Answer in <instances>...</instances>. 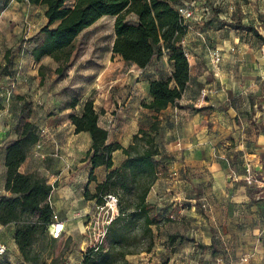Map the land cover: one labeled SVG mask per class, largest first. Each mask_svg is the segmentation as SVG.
Here are the masks:
<instances>
[{
  "label": "crops",
  "instance_id": "1",
  "mask_svg": "<svg viewBox=\"0 0 264 264\" xmlns=\"http://www.w3.org/2000/svg\"><path fill=\"white\" fill-rule=\"evenodd\" d=\"M202 24L199 23L200 26H196V29L191 28L190 24L183 37L186 41L185 48L192 51V60L191 57L189 60L192 67L191 79L182 98L178 100L185 102L186 106L178 108L176 103L170 104L160 112L146 109L151 115L152 122L157 116L161 125L157 141L162 153L156 155L154 159L164 158L163 160L168 161V164H165L164 174L159 167L153 190L155 193L157 190L160 191L159 182L163 179L173 181L176 186V181L190 175L197 181H205L206 184L203 186L211 184L205 199L209 193L219 191V194L225 195L233 205H224L222 201L216 204L207 203L205 204L207 214L209 213L207 217L200 215L193 204L178 208L175 203L170 211L171 218L174 219L173 224L166 226L165 229L162 226L158 229L159 232H164L163 239L173 235L183 239V243L174 253L173 264H179V261L184 264H264V223L249 230H240L238 227L228 229L231 218L227 214L235 213L240 209V204L247 203L248 197L245 186L241 184L235 186L234 181L225 182L233 167L236 168L241 163L244 166L246 163L248 165L252 163L254 167L259 168L258 163L264 160V112L254 113L252 120L247 124L248 128L252 126L258 128L253 138L247 137L244 122L241 126L234 123L241 114L240 109L232 104V100L238 91H248L246 85L242 86L239 73L245 62L240 63L237 60L243 51L231 41L220 38V36L225 37L224 29H218L219 25L215 20L207 26ZM211 38H217V42L213 43ZM232 47L235 48L234 51L231 50ZM215 50L222 54V60L218 65L212 62ZM117 58L122 57L117 55ZM159 58L162 59L161 61L165 59L170 65L171 74L172 66L166 51L164 56ZM154 60L155 57L145 68L132 65V71L135 72L134 79L130 81L131 84H127L129 86L126 87V92L130 90L133 95L135 93L137 95L135 90L142 85L141 83L148 90L151 80L163 76V72L154 65ZM35 61L38 62L36 59ZM250 65L256 67L258 64L251 62ZM261 84L260 81L259 85ZM250 85H254L252 88L254 92L259 89L256 80H251ZM90 89L93 93L94 84ZM262 92L264 94V87ZM90 94L85 97L73 95L74 98L70 97L68 100L65 98L62 103L68 104L67 109L59 114L55 113L50 120L47 118V121L40 120L36 123L41 129L40 140L31 147L27 159L19 169L23 173H37L54 186L49 202L54 212L65 222V232L61 238L54 241L61 240L67 244L69 252L66 264H83L84 251L95 246L102 235L96 230L99 225H96L93 215L96 199L85 198V188L90 189L93 182H96L89 183L92 165L87 158V152L92 145V137L87 131L76 133L75 125L70 120L72 113L79 114L82 111L83 102L91 96ZM75 98L79 103L72 107L71 101ZM132 98L134 96H131L129 101ZM105 103L108 104L96 100L95 106L99 104L100 108L105 109ZM112 117L110 112H105L103 115L100 113L99 116V125L109 131L107 140L109 144L120 143L127 148L133 142L134 135L140 129H145L141 125L142 120L139 119L138 111H132L130 119L119 125L113 123ZM2 122L0 198L10 195L5 190L7 179L5 154L7 146L18 138L17 131L11 134V123L5 120ZM53 155L59 156V159L54 157V160ZM127 158L123 149L116 150L113 153L114 168L120 167ZM99 171L103 172L102 178L98 176ZM107 173L105 166L95 169L97 183L94 187L105 180ZM173 192L176 196L179 191ZM148 197L150 199V193ZM162 213L163 210L159 209V214ZM113 217L114 214L109 221ZM254 217L257 219L256 216ZM15 231V223L0 224V243L7 246V251L0 254V264L25 263V257L15 241ZM154 232L157 233L155 228ZM46 234L50 236L49 231ZM221 245L224 249L220 253L217 248ZM135 256L136 254L128 255L127 258L132 261Z\"/></svg>",
  "mask_w": 264,
  "mask_h": 264
},
{
  "label": "rangeland",
  "instance_id": "2",
  "mask_svg": "<svg viewBox=\"0 0 264 264\" xmlns=\"http://www.w3.org/2000/svg\"><path fill=\"white\" fill-rule=\"evenodd\" d=\"M215 1H209L212 14L205 20L199 19L200 14L197 13V18L190 23L191 28L196 29V26H200L199 23L207 26L215 20L219 25L218 29H224L225 37L220 36V38L231 41L243 51L237 60L240 63L245 62L239 73L242 86L246 85L245 88L248 91H238L232 100V104L240 109L241 114L240 118L237 116L234 123L241 126L244 122L247 137L253 138L258 128L253 126L248 128L247 124L252 120L254 113L259 111L263 114L264 112L262 92L264 87V0H220V4H215ZM68 4L72 5V2ZM45 8V6L31 5L26 0H0V125L3 120L11 123L12 134L17 131L23 117L34 123L47 118L50 120L55 113L59 114L67 109L68 104L62 103L65 98L67 100L70 97L74 98L73 95L85 97L91 93L90 97H93L95 101L99 100L101 103L105 101L109 104L105 103V109L100 108L99 104L96 107L102 115L110 112L114 119L113 123L116 125L130 119L132 111H138L142 127L149 129L152 118L147 113L149 112L146 111L147 108L143 106V102H149L151 99L149 91L141 83L142 85L135 90L137 95L136 93L133 95L130 90L126 92L125 89L129 86L127 84H131L130 81L134 79L135 72L132 71V65L127 64L122 58H117L112 50L115 40V16H104L80 33L74 45L66 50L65 53L70 55L66 61L44 56L36 62L32 49L40 45L44 39L41 29L48 22ZM127 20L135 23L137 16L130 13L127 15ZM216 40L217 38H211L213 43H216ZM111 52L112 58H110ZM188 52L191 54L192 51L188 49ZM158 54L157 51L154 65L166 77L170 74V65L165 59L161 61ZM251 62L258 65L253 67L250 65ZM59 67L61 70H58ZM251 80H256L259 86L255 92L252 89L254 85H250ZM260 81L261 85H259ZM93 84L95 90L92 93L90 88ZM131 96L134 98L129 101ZM176 104L178 108L186 106L183 101H177ZM54 157L59 159V156L53 155ZM33 158L36 160V157L33 156ZM163 159L154 160L160 165L164 174L165 164H168V161ZM258 165L262 170H258L252 163L249 165L246 163L245 166L241 163L238 167H233L228 179L225 180V182L234 181L235 186L239 184L245 186L248 197L247 203L240 204V209H237L235 213L227 214L231 218V221L228 219L230 221L228 229L238 227L240 230H249L264 223V160H261ZM250 174L254 177L252 183L247 181ZM98 176L102 178L103 172L99 171ZM95 183L97 181L93 182L90 188L92 193L96 192ZM174 184L173 181L163 179L159 182L160 191L157 190V193L152 187L148 200L156 204L158 209L163 210V213L159 214L161 223L159 226H154L157 230V233L154 232L156 241L151 252L137 253L130 264L131 262L133 264H173L174 253L183 243V239L176 238L172 241L171 238L163 239L165 234L159 232L158 227L162 226L165 229L166 226L173 224L174 219L171 218L170 211L175 203L178 208L193 204L196 206V211L201 213L200 215L207 217L209 214L205 209L207 203L216 204L222 201L224 205H233L225 195L219 194V191L209 193L205 199L211 184L203 186L206 184L205 181H197L190 175L176 181V186ZM174 190L179 191L178 195L174 196ZM112 193L118 197L119 204L120 193ZM113 214V218L119 214V205L112 210L105 202L99 205L96 201L93 215L96 225H99L96 230L102 235L93 247L108 245L106 232L111 222L109 218ZM90 248L92 247L84 251V255ZM223 249V245L217 248L220 253ZM34 252L39 255V264H66L69 249L63 241L55 242L45 232H40L34 245ZM179 264L184 262L179 261Z\"/></svg>",
  "mask_w": 264,
  "mask_h": 264
},
{
  "label": "trees",
  "instance_id": "3",
  "mask_svg": "<svg viewBox=\"0 0 264 264\" xmlns=\"http://www.w3.org/2000/svg\"><path fill=\"white\" fill-rule=\"evenodd\" d=\"M181 1L27 0L31 5L45 6L48 20L41 29L44 39L32 53L37 61L45 55L66 61L70 56L66 50L74 45L83 30L104 16H115L112 50L127 64L145 68L157 51L158 56L165 51L168 54L171 74L151 80L148 86L151 99L143 102L144 107L160 112L182 98L191 79L192 67L180 43L188 31L176 9ZM130 13L137 16L135 23L127 20ZM78 103L75 98L71 106ZM99 116L93 97L83 102L79 114L70 115L76 133L87 131L92 137V145L87 152L92 165L89 183L97 181V167L105 166L108 170L105 180L97 184L95 193L86 187L85 198L96 199L102 205L105 196L118 192L121 199L119 214L111 220L106 232L108 245L90 248L84 255L83 264H130L128 255L152 251L154 226L161 223L157 205L148 200L159 173V164L154 157L162 153L157 141L161 125L156 116L149 129H140L133 142L125 148L120 143L107 142L109 131L99 125ZM17 134L18 138L6 148L5 190L10 195L0 198V224L15 223V241L25 257V263L21 264H39L34 245L38 234L49 231L53 221L54 210L49 197L54 186L37 173L19 170L31 147L40 140V127L23 117ZM118 149H123L128 158L120 167L114 168L113 153ZM176 237L171 236V241Z\"/></svg>",
  "mask_w": 264,
  "mask_h": 264
},
{
  "label": "built area",
  "instance_id": "4",
  "mask_svg": "<svg viewBox=\"0 0 264 264\" xmlns=\"http://www.w3.org/2000/svg\"><path fill=\"white\" fill-rule=\"evenodd\" d=\"M210 0H182L179 4L176 5V9L179 13L180 21L183 25L189 28L192 20L197 18V13H199V19H207L212 14V8L209 4ZM220 0H216L215 4H220ZM203 20V22L205 21ZM182 46L185 48L186 41L182 39ZM232 51L235 50L234 47L231 48ZM186 55L190 60L191 54L185 48ZM222 60V54L215 50L212 55V62L219 64ZM250 171V169H248ZM248 183L254 181V177L250 174L247 177ZM105 203L107 206L111 207L112 210L118 206V197L115 194H109L105 196ZM65 232V222L59 218V215L54 212L53 221L49 226V234L53 239H59L62 237ZM7 251V246L3 243H0V254H3ZM225 264V263H220Z\"/></svg>",
  "mask_w": 264,
  "mask_h": 264
},
{
  "label": "water",
  "instance_id": "5",
  "mask_svg": "<svg viewBox=\"0 0 264 264\" xmlns=\"http://www.w3.org/2000/svg\"><path fill=\"white\" fill-rule=\"evenodd\" d=\"M257 169H258V170H262V168H261V167H259V168L257 167Z\"/></svg>",
  "mask_w": 264,
  "mask_h": 264
}]
</instances>
